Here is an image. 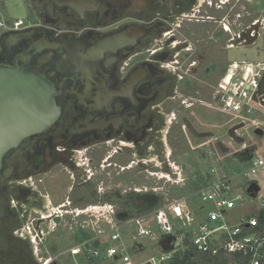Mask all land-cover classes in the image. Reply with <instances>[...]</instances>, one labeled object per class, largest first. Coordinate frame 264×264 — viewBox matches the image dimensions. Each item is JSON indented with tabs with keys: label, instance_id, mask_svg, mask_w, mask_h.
<instances>
[{
	"label": "flooded vegetation",
	"instance_id": "obj_1",
	"mask_svg": "<svg viewBox=\"0 0 264 264\" xmlns=\"http://www.w3.org/2000/svg\"><path fill=\"white\" fill-rule=\"evenodd\" d=\"M24 2L28 27L12 32L27 33V47L53 44L34 67L54 84L60 114L3 159L0 264H41L21 233L29 222L43 236L56 217L55 235L97 220L152 222L169 202L154 179L178 186L185 170L212 174L256 153L248 135L257 127L222 109L218 93L229 50L261 22L235 33L247 7L241 15L235 0ZM108 176L134 186L108 189Z\"/></svg>",
	"mask_w": 264,
	"mask_h": 264
},
{
	"label": "built area",
	"instance_id": "obj_2",
	"mask_svg": "<svg viewBox=\"0 0 264 264\" xmlns=\"http://www.w3.org/2000/svg\"><path fill=\"white\" fill-rule=\"evenodd\" d=\"M26 27L27 19H12L8 13L4 15L0 12V37L6 32ZM263 71L264 62H232L218 91L221 108L233 113L241 110L250 114L253 111L261 112L264 107L255 102L253 96L258 90ZM255 121L264 127V121ZM257 153L246 161L247 167L243 173H225L219 170L207 174L205 183H200L191 196L176 197L153 212V222L163 232L161 240L165 236H173L175 239L174 249L169 252L162 249L161 257L151 256L141 260L132 258L121 233L124 230L123 224L109 219L91 223L95 234L69 248L67 253L77 257V261L81 258V264H91L97 260L101 262V255H104L109 264H264V216L261 215L264 212V194L261 193L258 182L252 181L249 185L257 183L260 187L252 198L261 200V208L234 221L227 218L229 210L236 208L237 201L241 199L239 194L233 198L234 180L239 176L249 177L264 170V156L256 155ZM198 201L205 205L195 206ZM208 204L211 210L202 215ZM35 223L36 220L27 223L21 232L34 236L41 242L43 235L34 227ZM150 223L144 217L137 219L134 224L126 223L131 228L137 226L138 235L133 237V242L158 239ZM49 224L52 227L55 224L52 218ZM82 229L85 230V226ZM142 246L145 250L143 243ZM103 248H106L104 252ZM188 251L192 252L189 259L186 258ZM177 255H180L179 261L176 260ZM52 261V258H48L43 264H51Z\"/></svg>",
	"mask_w": 264,
	"mask_h": 264
},
{
	"label": "water",
	"instance_id": "obj_3",
	"mask_svg": "<svg viewBox=\"0 0 264 264\" xmlns=\"http://www.w3.org/2000/svg\"><path fill=\"white\" fill-rule=\"evenodd\" d=\"M5 7L12 19L28 18L24 0H5ZM262 27V23L252 25L245 35L242 34L235 41L234 48L229 50L231 62H264V36L258 34ZM253 32L255 36H251ZM27 37V33L20 32H6L0 37V170L9 150L17 147L27 137L49 129L60 114L54 84L34 67L42 50H50L53 44L45 41L27 47L24 45ZM243 39H246L245 44H241ZM21 46L22 50L17 53L16 49ZM7 50L6 56L14 51V58L10 56L7 59L4 56V51ZM261 74L253 100L264 107V71ZM255 134L260 136L264 131L257 129ZM259 190L257 183L246 188L251 197H255ZM54 222L59 225L61 218L56 217ZM174 240L173 236H165L160 241V246L169 252L174 249Z\"/></svg>",
	"mask_w": 264,
	"mask_h": 264
},
{
	"label": "rangeland",
	"instance_id": "obj_4",
	"mask_svg": "<svg viewBox=\"0 0 264 264\" xmlns=\"http://www.w3.org/2000/svg\"><path fill=\"white\" fill-rule=\"evenodd\" d=\"M236 5V12H239L241 15L244 13V8L247 7L248 9V15L246 14L245 19L241 18L240 20L236 19V26H235V33H239L241 28L243 27V24L245 25H252L253 23H256L258 21H261L260 23L263 24V27L260 30L261 35L264 36V0H241L238 2V0H235ZM248 3V5H247ZM0 12L4 15L7 14L6 7H5V0H0ZM241 24L239 27L237 25V22ZM28 24V21H27ZM254 105L257 107V104L254 103ZM236 116L237 119L241 118L242 116L247 117L245 120L249 123L250 126L257 127V129L264 130V127L261 125H258L255 121V119H258L259 121H264V108L261 109V112L253 111L252 114L246 113V111L241 110L239 112H236L233 114ZM249 140L251 141L252 146L254 145V150L258 152L256 155H263L264 156V135L259 136L255 133H251L248 135ZM224 166L225 163H223ZM247 164L246 162L238 163L236 165H232L230 169L223 167V171L226 173L233 172L234 174H240L243 173L246 170ZM220 169V168H219ZM199 170V169H198ZM201 170V169H200ZM183 176H180L177 180H180V185L178 186L175 184H169L164 179H154L156 182H159L161 187L164 189L162 191L161 196L162 200H166V202L172 201L174 198L178 196H186L189 197L193 193V190L200 184L205 183L207 179V173L206 172H195L193 168L189 170H185L183 172ZM134 179H130L128 181H121L120 179H116L115 177H107V188H129L133 187L134 185L131 183ZM255 181L258 182L261 189L262 194H264V170L259 171L257 174L250 175L249 177L245 176H239L237 179L234 180V189H233V198H236L238 194L241 196V199L237 201V207L234 209L229 210L227 218L229 220L234 221L237 218L244 217L246 215L252 214L259 210L261 208V200L258 198H252L247 194L246 187L248 183ZM146 183L140 184L138 183V186H146ZM195 206L199 205H205V203L198 201L194 204ZM211 210V206L208 204L205 208V211L202 213L206 214L208 211ZM106 214L107 218L111 217L112 211L110 209H106L105 212H102ZM103 220H101L102 222ZM95 223V221H94ZM93 224V223H92ZM92 224L86 225L85 230L81 232H77L74 227L73 229L70 228V226H66L68 228V232L65 234V230H61L60 233L54 234L52 233L53 229L52 226L49 224V229H46L48 232L46 234V230L44 232V236L42 238V242L39 241V250L40 254H37V258L43 264V262L48 259L52 258L53 261L51 264H81V258L79 261H77V257H73L69 252L67 253V250L71 248L72 246L68 245V240L72 241L74 240L75 244L77 245L80 241L84 240L87 236L94 235V231L92 228ZM124 230L121 232L123 234L124 242L126 244V248L128 249L129 253L131 254L132 258L136 260H141L147 257L151 256H157L161 257L163 254V250L160 246L161 236L163 235V232L160 230L159 226L155 222H151L150 225L152 226L155 236L158 237V239L148 238L146 241H143L145 250L140 247L139 245H142L141 242L135 243L133 242V237L138 235L137 226L134 225L133 228H131L126 223H122ZM95 228L98 229V227L95 225ZM62 238H65L64 240ZM67 239V240H66ZM79 240V241H78ZM73 242V241H72ZM134 248V250H133ZM106 248L102 249V252L105 251ZM138 249V250H137ZM179 248L178 250H181ZM100 261H93L91 264H109L108 261L104 258V255H101ZM116 264H122L121 262H118Z\"/></svg>",
	"mask_w": 264,
	"mask_h": 264
},
{
	"label": "crops",
	"instance_id": "obj_5",
	"mask_svg": "<svg viewBox=\"0 0 264 264\" xmlns=\"http://www.w3.org/2000/svg\"><path fill=\"white\" fill-rule=\"evenodd\" d=\"M263 131H264V130H263ZM256 135H257V134H256ZM263 135H264V134H263ZM263 135H260V136H263ZM61 230H65L63 234H65L66 232L69 231L68 228L66 227V225L62 226V227H61ZM82 231H84V230H82ZM21 233H22V232H21ZM22 235L24 236L25 239H29V238H30V240H31V241L33 242V244L35 245V249L37 250V254H40V250H39V247H38V246H39V239H38V238L36 239L34 236H31V235H30V236L28 235V236H27L28 238H27V237H26V233H24V234H22ZM62 239L64 240L65 238H62ZM66 240H67V239H66ZM72 241H73V242H72ZM72 241H69V240H68V245H70V246L73 245V246H74L75 242H74V240H72ZM78 241H79V240H78ZM73 246H72V247H73Z\"/></svg>",
	"mask_w": 264,
	"mask_h": 264
},
{
	"label": "trees",
	"instance_id": "obj_6",
	"mask_svg": "<svg viewBox=\"0 0 264 264\" xmlns=\"http://www.w3.org/2000/svg\"><path fill=\"white\" fill-rule=\"evenodd\" d=\"M261 215L264 216V212H261ZM263 221H264V220H263ZM87 237H88V236H87ZM87 237H86V238H87ZM191 256H192V252H191V251H188V252L186 253V258L189 259V258H191ZM176 260H177V261L180 260V255H177V256H176Z\"/></svg>",
	"mask_w": 264,
	"mask_h": 264
}]
</instances>
